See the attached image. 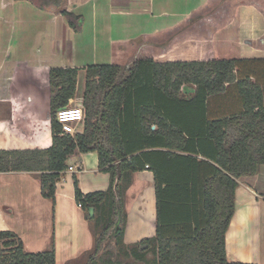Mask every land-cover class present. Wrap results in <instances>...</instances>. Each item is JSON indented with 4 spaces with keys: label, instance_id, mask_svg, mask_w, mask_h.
Here are the masks:
<instances>
[{
    "label": "trees",
    "instance_id": "16d2710c",
    "mask_svg": "<svg viewBox=\"0 0 264 264\" xmlns=\"http://www.w3.org/2000/svg\"><path fill=\"white\" fill-rule=\"evenodd\" d=\"M24 1L58 8L68 26L80 31L81 16L62 9L65 0ZM241 4L264 14V0H221L174 41L211 37ZM261 61L155 62L142 55L125 67L88 65L83 128L73 136L62 133L56 114L74 97L79 68H51V145L0 150V172L38 171L41 195L54 201L69 155L96 152L99 170L109 174L105 190L83 193L73 174L75 200L93 233L92 248L79 264H255L228 261L225 233L235 211L237 179L264 165V87L254 68L240 65ZM185 84L195 86L191 97L181 93ZM223 105L231 110H221ZM145 169L154 177L155 232L126 244V192L134 174ZM141 245L151 247L152 257ZM0 264H56L55 249L27 252L15 232L2 230Z\"/></svg>",
    "mask_w": 264,
    "mask_h": 264
},
{
    "label": "crops",
    "instance_id": "0c3cea01",
    "mask_svg": "<svg viewBox=\"0 0 264 264\" xmlns=\"http://www.w3.org/2000/svg\"><path fill=\"white\" fill-rule=\"evenodd\" d=\"M134 1L124 4L108 0L107 9H101L106 4L98 0H65L62 9L81 16L80 31L74 32L58 8L39 9L24 0H0V150L51 145L50 69L79 68L75 95L68 105L82 107L87 66L76 63L89 58V65L99 64L94 58L100 49V55L110 59L116 55L114 47L120 49L122 60L118 65L122 67L142 55H151L155 62L262 59L240 65L245 70L254 68L264 87V14L256 6H236L209 38L189 35L174 41L178 32L211 13L218 0L215 7V0H211L208 9L191 14L184 22H164L149 33L144 31L143 17L153 16L154 8H161L163 0ZM248 15L258 16L254 19L257 30V24L243 23L242 17ZM235 16L239 18L236 23ZM66 61L70 64L57 66ZM194 92L195 86L187 84L181 90L188 97ZM220 109L231 110L228 105ZM67 163L73 169L63 172L56 182L54 201L41 195L38 171L0 172V231L15 232L27 252L53 246L56 264H79L92 248L93 233L75 200L73 174L83 193L105 190L109 174L99 170L96 152L75 150ZM126 212V244L154 235L155 189L150 170L134 174L126 192ZM225 251L228 261L264 264V165L256 174L237 179L235 211L225 233Z\"/></svg>",
    "mask_w": 264,
    "mask_h": 264
},
{
    "label": "rangeland",
    "instance_id": "374dc122",
    "mask_svg": "<svg viewBox=\"0 0 264 264\" xmlns=\"http://www.w3.org/2000/svg\"><path fill=\"white\" fill-rule=\"evenodd\" d=\"M101 3H104L106 5H101V9H107V2L108 0H98ZM116 3H131L134 0H114ZM147 0H135V3H145ZM159 2V0H155V2ZM221 1V0H220ZM219 0L217 1L218 3L220 2ZM211 0H163L162 1V7L161 8H154L153 10V16L151 14H148L146 17L144 16L143 19H145V22L143 23V28L145 29L144 31L147 33L149 32H153V28L155 26H162L160 24H163L164 22H170L172 20V22L174 20H178V22L183 21L184 19H186L188 16L190 17L191 14H195V13H199L200 11L202 12L203 9H208V6L210 5ZM216 0L214 2V7L217 4ZM160 3V2H159ZM213 7V8H214ZM242 9H245L246 6H241ZM233 11L235 10L236 6L232 7ZM163 11L164 15L160 14V12ZM256 17H253L252 15H248V16H243L242 18H244L243 23L247 24H257L256 25V30L258 27V23L255 22L254 19H257L258 16L255 15ZM241 17V16H239ZM238 16H235V23L238 20ZM120 22V20H119ZM129 22V21H127ZM184 22V21H183ZM182 22V23H183ZM158 28V27H156ZM253 28V27H251ZM233 31V30H232ZM236 33V32H235ZM76 35V34H75ZM102 49H100L101 52ZM104 52L107 49H103ZM232 51V50H230ZM100 52L98 54V57L94 60L95 62H98L99 64H120L121 63V53H120V49H117V47H114V52L116 55H114L113 59H110L108 57H105L104 54L100 55ZM130 58H132V53L130 54ZM85 61H80L77 62V66H88L91 63L92 59H84ZM110 60V61H109ZM67 63H62L60 62L59 64H57V66H61V65H68L70 64L68 61H66ZM110 62V63H107ZM188 86H185L184 88H186ZM188 97V95H187ZM74 106V105H73ZM83 107V106H82ZM83 128V121L80 122L77 126L76 129L77 131H82ZM126 206V205H125ZM154 227H155V222H154ZM151 236V235H150ZM142 246V245H141ZM146 248V247H145ZM144 248V249H145ZM145 255H147L148 258L152 257V250L151 247L148 249H145ZM79 261V260H78Z\"/></svg>",
    "mask_w": 264,
    "mask_h": 264
},
{
    "label": "built area",
    "instance_id": "2783aa9c",
    "mask_svg": "<svg viewBox=\"0 0 264 264\" xmlns=\"http://www.w3.org/2000/svg\"><path fill=\"white\" fill-rule=\"evenodd\" d=\"M56 119L61 126L62 133L75 135L76 126L84 120V110L80 106L67 105L56 114ZM69 170L73 167H68Z\"/></svg>",
    "mask_w": 264,
    "mask_h": 264
},
{
    "label": "water",
    "instance_id": "95a60500",
    "mask_svg": "<svg viewBox=\"0 0 264 264\" xmlns=\"http://www.w3.org/2000/svg\"><path fill=\"white\" fill-rule=\"evenodd\" d=\"M89 214H90V216H93V209L92 208L89 210ZM145 247H146V245H142L140 248L144 249Z\"/></svg>",
    "mask_w": 264,
    "mask_h": 264
}]
</instances>
